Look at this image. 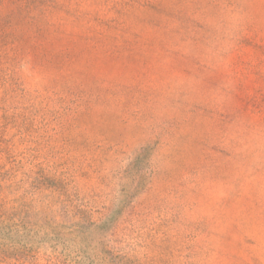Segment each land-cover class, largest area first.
<instances>
[{"label":"rangeland","instance_id":"374dc122","mask_svg":"<svg viewBox=\"0 0 264 264\" xmlns=\"http://www.w3.org/2000/svg\"><path fill=\"white\" fill-rule=\"evenodd\" d=\"M0 264H264V0H0Z\"/></svg>","mask_w":264,"mask_h":264}]
</instances>
